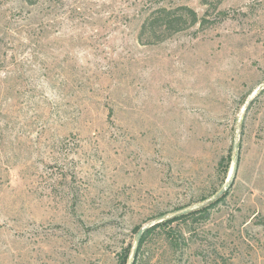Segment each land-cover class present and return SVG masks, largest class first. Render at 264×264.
<instances>
[{"label":"rangeland","instance_id":"374dc122","mask_svg":"<svg viewBox=\"0 0 264 264\" xmlns=\"http://www.w3.org/2000/svg\"><path fill=\"white\" fill-rule=\"evenodd\" d=\"M263 88L264 0H0V264H128L236 141L137 264H264Z\"/></svg>","mask_w":264,"mask_h":264},{"label":"trees","instance_id":"16d2710c","mask_svg":"<svg viewBox=\"0 0 264 264\" xmlns=\"http://www.w3.org/2000/svg\"><path fill=\"white\" fill-rule=\"evenodd\" d=\"M142 14L144 16V19L142 22L140 34L141 38L143 37V33L147 32L148 30L154 33L161 31L162 33L164 32L174 34L183 31L184 29L192 25L198 23H200L201 25H205L206 23L205 18H199L197 12L187 5H177L174 7L166 5H160L158 7L152 6L151 8H148L146 13ZM226 196L227 192L220 199L213 203H210L209 205L203 207L200 210H195L187 215L177 216L167 221H163L161 223L156 224L155 226L147 230V232L144 234L138 254L141 252L143 245L147 242L149 237L157 231L163 232L166 235L168 241H170V244L173 247H176L177 239L172 231V224L177 221L187 220L191 218L193 219L197 216L204 218L207 217L209 210L212 209L220 201H222ZM137 257L134 264H137ZM123 259L125 258L122 257L120 264H126V261H124Z\"/></svg>","mask_w":264,"mask_h":264},{"label":"water","instance_id":"95a60500","mask_svg":"<svg viewBox=\"0 0 264 264\" xmlns=\"http://www.w3.org/2000/svg\"><path fill=\"white\" fill-rule=\"evenodd\" d=\"M251 102H252V99L249 100L248 103L246 104V108L244 109V111L240 115L241 116V120H242V118L244 116V113H245L247 107L250 105ZM239 123H241V122H239ZM237 146H238V142L236 141L235 144H234V149H233V155L235 157L233 178L229 182H227L225 184V186H223L214 196H212L208 200L203 201L200 205L192 206L190 208H186L184 210H180L178 212H175V213L171 214L170 216H163V217L159 218L157 221L152 222V223L148 224L147 226L143 227L142 229H140L138 234H137V236H136V240H135L134 247H133V250H132L131 260H130V262L128 264H134L135 263V260H136V257H137V254H138V251H139V248H140V244H141L142 238H143L144 234L147 232V230H149L150 228H152L156 224L161 223L163 221H167V220L172 219V218L177 217V216L187 215V214L195 211L196 209H198V208H200L202 206H206L209 202L217 201L224 194H226V192L231 188L232 181L235 178V174H236V172L238 170V159H239V156L237 154Z\"/></svg>","mask_w":264,"mask_h":264}]
</instances>
